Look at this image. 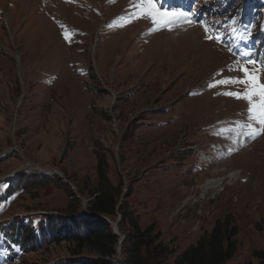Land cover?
Segmentation results:
<instances>
[{
	"label": "rangeland",
	"instance_id": "1",
	"mask_svg": "<svg viewBox=\"0 0 264 264\" xmlns=\"http://www.w3.org/2000/svg\"><path fill=\"white\" fill-rule=\"evenodd\" d=\"M39 2L0 0V10L7 11L0 22V180L26 162L55 168L78 196V186L85 187L78 211L88 214L90 193L97 187L98 156L103 155L114 185L123 178L128 193L132 182V194H123V199L140 225L156 224L154 234L161 233L157 244L161 241L172 250L160 258L162 263L174 262L217 220L229 217L239 229L238 249L225 264H259L253 252L264 248V131L252 147L226 161L222 157L213 165L201 163L198 152L222 143L211 131L226 137L225 131L236 129L231 122L210 126L247 114L245 100L222 94L242 91L243 86L208 85L238 77L229 68L240 66L239 55H252L249 46L238 44L228 52L206 39L204 27L227 34L229 40L232 19L248 31L255 26L253 41L263 48L264 8L254 13L251 5L243 16L240 0H162L169 11H188V2L197 13L209 14L202 18L204 27L150 38L142 33L147 24L140 21V0H53L46 5L53 10L50 19L39 13ZM222 35L217 38L226 39ZM258 75L264 80V72ZM215 167L218 171L211 170ZM230 171L237 177L227 184L224 177ZM209 176L220 180L219 189L204 188ZM6 187L0 182V193ZM69 201L64 186L38 184L0 203V221L62 215ZM125 227L131 230L129 224ZM5 240L0 234V264L78 259L70 252L74 242L67 239L6 258ZM117 257L127 264L124 253Z\"/></svg>",
	"mask_w": 264,
	"mask_h": 264
},
{
	"label": "trees",
	"instance_id": "2",
	"mask_svg": "<svg viewBox=\"0 0 264 264\" xmlns=\"http://www.w3.org/2000/svg\"><path fill=\"white\" fill-rule=\"evenodd\" d=\"M90 77L94 78L92 73ZM100 89L104 91L103 88ZM104 116L107 118L106 113ZM66 152L67 149L64 154ZM9 155L13 154L9 153ZM108 167L107 158L99 155L97 187L90 193L93 199L89 200L87 210L92 215H102L113 222L121 218L118 228L124 237L121 250L125 254L127 264H225L234 256L238 249L239 229L227 217L224 220H217L210 232L203 234L196 244L179 255L174 262L162 263L160 258L167 256L172 250L161 241L157 244L161 233L154 234L156 224L147 227L140 225L138 216L123 199V194L124 198L132 194L134 188L132 182L127 185L128 193H125L123 178H120L118 185H114L108 175ZM19 182V190L23 192L38 184L62 185L71 198L62 215L46 214L41 217L30 215L17 217L14 221L1 224L0 230L9 241H13L21 249L24 255L67 239L74 242L70 252L75 258L86 255L85 250L89 251L90 253L87 252V254L91 256L88 259L80 258L59 264H116L114 258L118 254L121 236L116 234L113 225L106 219L97 216H81L82 212L78 210L81 208L82 200L70 185H67L58 175L41 176L38 171L28 170L21 172ZM4 183L7 187L0 193V203L19 192L11 182ZM78 191L81 196H85L84 186L79 185ZM27 211L31 210L27 209ZM126 224L131 226V230L126 229ZM253 254L259 259V264H264V248L255 250Z\"/></svg>",
	"mask_w": 264,
	"mask_h": 264
},
{
	"label": "snow or ice",
	"instance_id": "3",
	"mask_svg": "<svg viewBox=\"0 0 264 264\" xmlns=\"http://www.w3.org/2000/svg\"><path fill=\"white\" fill-rule=\"evenodd\" d=\"M140 15H147L153 25L159 24L161 26H169L174 22L183 20L186 23L192 21L183 11L179 10H161L157 7L155 0H140L137 5ZM237 21L231 20L232 30L235 32V25ZM64 27L63 25L61 26ZM205 33H209V27L205 25ZM69 35L65 33V39H69ZM206 39L212 40V35H206ZM255 61L248 60L244 66H239L236 69L229 68V71L236 70L242 74L241 77H228L216 80L210 83L208 87H217L224 85H241L242 91H227L223 95L232 96L236 99H243L247 102V123L242 125V128L247 129V134L254 137L259 132L264 131V80L247 65H254ZM264 68V65L261 66ZM259 127H256V126Z\"/></svg>",
	"mask_w": 264,
	"mask_h": 264
},
{
	"label": "bare ground",
	"instance_id": "4",
	"mask_svg": "<svg viewBox=\"0 0 264 264\" xmlns=\"http://www.w3.org/2000/svg\"><path fill=\"white\" fill-rule=\"evenodd\" d=\"M180 21H183V20H180ZM19 105H20V104H19ZM26 164H27V166H30V167H32V168L42 169V168H41V165H39V164H32V163H27V162H26ZM232 172H233V171H232ZM236 175H237V172H235V174L230 175V177H231V178H234V177H236ZM211 183H212V184H211ZM217 183H218V184L220 183V180H219V179H218V180H217V179H216V180H212L211 182H209V184H211V185H213V184L215 185V184H217ZM209 184H208V185H209ZM208 185H207V186H208Z\"/></svg>",
	"mask_w": 264,
	"mask_h": 264
},
{
	"label": "water",
	"instance_id": "5",
	"mask_svg": "<svg viewBox=\"0 0 264 264\" xmlns=\"http://www.w3.org/2000/svg\"><path fill=\"white\" fill-rule=\"evenodd\" d=\"M67 182H68V181H67ZM106 219H107V218H106ZM108 220H109V219H108ZM109 221H110V220H109ZM110 223L113 224L116 234L121 235L120 232H119V230H118V225H117V223H116V222H113V221H110ZM123 238H124V237L121 236V245H122V242H123Z\"/></svg>",
	"mask_w": 264,
	"mask_h": 264
}]
</instances>
